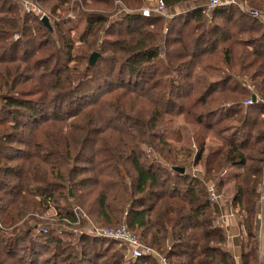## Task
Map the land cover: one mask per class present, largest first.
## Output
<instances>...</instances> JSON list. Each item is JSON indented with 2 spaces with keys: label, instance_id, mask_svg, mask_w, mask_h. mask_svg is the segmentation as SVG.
<instances>
[{
  "label": "trees",
  "instance_id": "16d2710c",
  "mask_svg": "<svg viewBox=\"0 0 264 264\" xmlns=\"http://www.w3.org/2000/svg\"><path fill=\"white\" fill-rule=\"evenodd\" d=\"M116 1L37 0L50 10L48 29L36 10L0 0V264H159L152 255L125 257L112 239L82 234L67 241L26 221L17 233L10 231L28 211L49 208L47 202L57 209L60 201L69 205L68 183L73 199L101 184L89 215L103 225L125 219L168 264H234L222 230L214 226L219 207L204 183L205 178L220 191L231 167L238 168L231 177V203L243 212L245 229L242 263L257 264L253 222L262 195L264 108L243 106L240 100L250 91L238 76L250 74L253 92L264 98V24L234 5L215 7L209 19L206 5L167 20L146 17L145 0H119L130 10L111 21L96 11L110 10ZM162 1L169 8L188 0ZM245 1L264 14V0ZM70 10L72 17L65 18ZM81 22L77 48L71 32ZM100 29L105 37L96 49L87 37ZM95 49L100 55L88 66L86 56ZM212 103L217 104L190 113ZM174 113L199 126L188 164L177 163L160 127ZM39 128L38 134L51 129L45 140L33 137ZM84 163H93L98 173L83 175ZM200 164V177L187 170ZM100 175L110 181L102 183ZM119 184L126 198L112 210ZM65 215L75 221L71 208Z\"/></svg>",
  "mask_w": 264,
  "mask_h": 264
},
{
  "label": "rangeland",
  "instance_id": "374dc122",
  "mask_svg": "<svg viewBox=\"0 0 264 264\" xmlns=\"http://www.w3.org/2000/svg\"><path fill=\"white\" fill-rule=\"evenodd\" d=\"M156 1L157 0H145L144 7L150 6V5H155ZM32 2L38 8L37 9L38 15H41V16L42 15H46V16H48V18L51 16L50 10L47 8L46 5L45 6L41 5L40 3L37 2V0H32ZM179 4H181V8L182 9L181 10H176V11H186V10L191 9V8H193L195 6L194 3H193V0L181 1ZM171 8L172 7L167 8V14L170 17H171L170 13L172 14V11H173V10H171ZM90 9H91V11H95L93 8H90ZM102 9H104V8H102ZM129 10H130L129 8L125 7L119 0H117L115 2V4H114L113 8H111L110 10L105 9V10H100V11L96 10V11L98 13L106 14L108 16V18L110 19V21H111L112 19L118 18V16L126 13V11H129ZM87 11H90V10H87ZM72 15H73V11L70 10V11L67 12L65 18L72 17ZM169 16L168 17L161 16V17H163L165 19L166 18L169 19ZM207 18L209 19L210 16L207 17ZM49 21H50V18H49ZM82 30H83V22L77 24L76 27L71 32V36L74 38V40H76L75 45L77 46V48L80 47L79 44H81L78 41V39L80 38V34H81ZM16 36H17V34L14 35V38H16ZM104 37H105L104 32H103L102 29H100L99 32L96 35H94V36L91 35V36H88L87 38L90 41H94L93 44H95V47L97 49L102 44V41H103ZM96 49L94 51H90V53L88 52L89 54L86 56V62L87 63H88V59H89L90 55L93 52H97L98 56L100 55V52L98 50H96ZM237 50H239V49H236V51ZM235 54H237V52ZM98 56H97V58H98ZM97 58H96V61H97ZM215 60H217V59H215ZM73 63H74V65L78 64V62H73ZM214 63L220 66V63L219 64L217 62H214ZM88 66H89V64H88ZM238 79L240 80L241 83H243L247 87V89L249 91H250V89H252V87L250 85L251 84L250 74L249 75L248 74L247 75H243V76L239 75ZM227 95L228 94H225V96H227ZM195 97H197L196 93L193 94V96L191 98H189V99L187 98L186 99V104H192L194 99H195ZM216 97H218V96H216ZM246 100H247V97L243 98V100H240L244 107H247L245 105V101ZM216 104L217 103H215V104L212 103L210 105H206V106H203V107H201L200 105H197V106H195V108H192V111L190 113H200L203 110L207 109L208 107H215ZM226 105H228V102H226ZM262 117L264 118V116H262ZM160 127H162L163 131L166 133L165 135L167 136V140H169V142L171 143L172 147L174 148V152H175L177 163H179V164H182V163L188 164L190 162H193L194 156H195V153H196L197 147H198L197 141L195 140V131H197V129H198L197 127H199V126H196V124H194L191 120L186 119L185 118V114H175L174 113V114H169V115L165 116L163 122L160 123ZM32 130H33V128L30 129L29 132H27V135L32 133ZM41 130H42V128H39L36 131L37 134L33 135V137L37 136L38 141L45 140L46 139V137H45L46 134L50 133L49 130H51V129H49L48 131H42V132H40L38 134V132L41 131ZM65 131H69V130L63 128V132H65ZM54 132H55V130H54ZM107 133H110V137H112L111 140L114 139L115 141H117V139L119 138V136L117 135L116 132H105L104 134H107ZM72 137L73 138L74 137L78 138L79 137V133H77L76 136H72ZM111 145L112 144H107V145L106 144H102L100 146V148H102L104 146L108 147V148H111V147H113ZM143 148L145 149L146 154H149L151 156H154L155 158L160 159V156L157 154V152L153 148H149L147 146L146 147L143 146ZM73 149L74 148H72V150ZM108 151H106V152H108ZM104 158H105L104 154H100L98 156V159H100V160L101 159L103 160ZM160 161H161L162 165L170 167V163H168V162H166V161H164L162 159H160ZM16 162H13V163H16ZM92 164L93 163H84L83 164V165H88V166H84V167H86V169H84V168L83 169H84V171H87V172H84L83 175H85V176L96 175L98 173L97 167H94V165H92ZM92 167H93V171H91ZM233 168H234V170H231V169L227 170V172L225 173L226 174V181H225L224 187H222V189L220 191L218 190L219 192H222V193L224 192L225 196H226V194L228 192H230V191L232 192V189H233L231 177L234 174V172L237 171L236 169H238L237 167H233ZM67 169H68L67 166H64L62 168L63 171H66ZM187 170L189 172L200 171L201 173H203L204 172V166H203V164H200L197 167L190 165V167H188ZM100 178L104 179L102 181V183H104V181H107V182L110 181L111 177L106 176V175H104V176L100 175ZM113 179L117 180V181H120L116 177H114ZM126 179H125V181H126ZM208 183L210 184L211 181L208 180ZM118 186L120 188H118V195L115 197L116 199L115 200L111 199V201H110L112 210L115 207L121 206L123 200L126 198L125 186H123L121 184H119ZM69 187H70V189L72 191V196L71 197L67 194L68 198L70 199L69 205L66 206L65 205V200L61 199L63 201H60V204L58 206L59 209H57L51 203L47 204L48 203L47 202L45 205H47L49 208H45L44 207L42 210L39 209V210H36V211L35 210L34 211H28L23 216V218L11 228L10 231L13 234L17 233V231H18L17 229H19L20 225H22V223L24 221H26L29 224L38 223V225H40L41 227H45L47 229L48 233H51V234H54V235H63V237L67 241H70V240L73 241V240H76L78 236H80V235H75L74 233H72V231L74 232V229H79L80 230V229H83V227L85 228L86 226H91V225H93V226H95L97 228L115 227V226H120V225H125L127 227L125 219H122V221L116 222L115 224H114V221H113L112 225H103V224H98L97 222H95V219H94L95 217L89 215L90 213H88L87 210H89L92 207H96L94 202L96 203V201H97L96 196H98V194L100 193V190L102 188L101 184L100 185L91 184V185L87 186V188L83 191V195H81L78 199L77 198L73 199V189H72L70 183H68V188ZM68 188H67V190H68ZM64 194H65V192H64ZM262 199L264 200L263 186H262V195L260 197V200H262ZM69 208H71V212L73 213V216L75 215L74 214V211H75L74 208H77V211H78V215L77 216L78 217L82 216V218L79 219V220H82V223H81L82 225L81 224L80 225L79 224L72 225V224H70L67 221L68 219L65 218V216H66L65 215V210H68ZM126 209H127V206L124 207V213H125ZM58 212H60V215L58 214ZM96 213H97V211H96ZM128 230H129V228H128ZM36 231H40V230L38 229ZM130 232L133 235H135L142 243H144L138 237V235L136 233H134L132 231H130ZM62 233H71L72 236H70V238H69L68 236H66V235H64ZM145 245H147V244H145ZM147 246H149V245H147ZM115 248H117L120 253L123 252L122 251L123 247H121V244H119V243L116 244ZM152 249L155 252H157L158 254H160L161 256H163V254L158 252L155 248H152Z\"/></svg>",
  "mask_w": 264,
  "mask_h": 264
},
{
  "label": "built area",
  "instance_id": "2783aa9c",
  "mask_svg": "<svg viewBox=\"0 0 264 264\" xmlns=\"http://www.w3.org/2000/svg\"><path fill=\"white\" fill-rule=\"evenodd\" d=\"M18 2L22 5L25 12H30L31 10L37 11V6L33 4L32 0H18ZM226 5H234L238 7L242 12L249 14L250 16L254 18H258L260 22L264 24V14L259 12L257 9L251 8L247 5L245 0H208L206 3L207 7V17L210 16L211 11L218 6H226ZM141 14L146 17H150L152 15H159V16H165L168 17L167 14V8L162 0H157L155 2V5L146 6L143 9H141ZM43 16V15H42ZM253 95L255 96V99H253ZM253 104H260L264 108V98L256 95V93L253 92L252 89H250V95L245 101V105H253ZM262 116H264V110L262 113ZM207 191L209 195V200L212 203H216L218 199L220 198V193L218 189L215 187V185L212 183L211 185L207 186ZM74 217L75 221L73 223H70L72 225L75 224H81L82 220H79L82 218V216L78 217V211L77 208H74ZM82 225V224H81ZM39 230L43 233L47 232V229L45 227H39ZM75 235H89L96 238H107L112 239L119 244H121V247H123V255L127 258H136L140 257L142 255H152L156 257L159 264H168L164 256H161L157 252H155L151 247L145 245L142 243L135 235H133L128 228L125 225L115 226V227H104V228H97L93 225L86 226L83 229H74Z\"/></svg>",
  "mask_w": 264,
  "mask_h": 264
},
{
  "label": "crops",
  "instance_id": "0c3cea01",
  "mask_svg": "<svg viewBox=\"0 0 264 264\" xmlns=\"http://www.w3.org/2000/svg\"><path fill=\"white\" fill-rule=\"evenodd\" d=\"M208 0L201 2V0H193L194 5H206ZM187 3V2H186ZM181 4H177L171 8L172 16L175 13L181 12L176 10H181ZM170 11V10H169ZM170 18V16H169ZM168 18H166L167 20ZM231 167V170L234 168ZM238 171V169H236ZM235 171V172H237ZM234 172V173H235ZM191 175L200 177V171L190 172ZM203 180V178H202ZM204 183L206 186L209 184L208 180L204 178ZM233 185V183H232ZM224 187V186H223ZM220 198L216 202L219 207V215L214 222V226L219 227L222 230V233L225 236V247L232 255L234 264H243L241 255L246 248V239H245V229L243 227V212L238 208L232 205L231 196L233 193L228 192L225 196L224 192H219ZM253 231L256 236L258 252H257V264H264V200H259V206L256 211V215L253 222Z\"/></svg>",
  "mask_w": 264,
  "mask_h": 264
},
{
  "label": "water",
  "instance_id": "95a60500",
  "mask_svg": "<svg viewBox=\"0 0 264 264\" xmlns=\"http://www.w3.org/2000/svg\"><path fill=\"white\" fill-rule=\"evenodd\" d=\"M41 22L48 28V29H51V24H50V21H49V18L48 16L46 15H43L41 16ZM98 56V53L97 52H93L89 59H88V64L89 65H92L95 63L96 61V58ZM253 99H255V96L253 95L252 97ZM175 170L179 171L180 173H184L185 172V168L184 167H175ZM262 186H263V190H264V165H263V176H262ZM68 195L71 197L72 196V191L70 189V187L68 188Z\"/></svg>",
  "mask_w": 264,
  "mask_h": 264
}]
</instances>
